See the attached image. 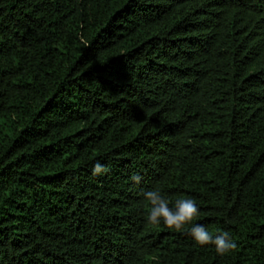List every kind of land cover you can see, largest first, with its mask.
<instances>
[{
  "label": "trees",
  "instance_id": "trees-1",
  "mask_svg": "<svg viewBox=\"0 0 264 264\" xmlns=\"http://www.w3.org/2000/svg\"><path fill=\"white\" fill-rule=\"evenodd\" d=\"M0 264H264V0H0Z\"/></svg>",
  "mask_w": 264,
  "mask_h": 264
},
{
  "label": "clouds",
  "instance_id": "clouds-1",
  "mask_svg": "<svg viewBox=\"0 0 264 264\" xmlns=\"http://www.w3.org/2000/svg\"><path fill=\"white\" fill-rule=\"evenodd\" d=\"M106 170L102 164L97 162L93 167V174H102ZM133 179L139 182L140 178L133 177ZM143 195L150 204L146 216V220L150 224L158 225L163 221L168 228L180 231L199 214V208L191 198L178 199L174 207H169L168 201L161 196L158 190H148ZM191 235L199 245L214 244L217 253L221 255L236 247L227 231L213 237L207 228L202 225H195L191 228Z\"/></svg>",
  "mask_w": 264,
  "mask_h": 264
}]
</instances>
